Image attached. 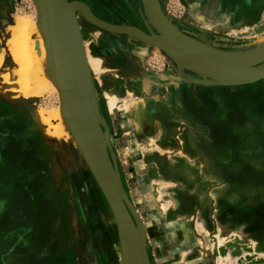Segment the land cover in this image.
<instances>
[{
	"label": "rangeland",
	"instance_id": "374dc122",
	"mask_svg": "<svg viewBox=\"0 0 264 264\" xmlns=\"http://www.w3.org/2000/svg\"><path fill=\"white\" fill-rule=\"evenodd\" d=\"M66 1L86 4L107 23L165 37L148 0ZM157 3L185 40L231 55L264 52V0ZM38 9L36 0H0L5 71L18 70L6 45L9 29L19 19L38 23ZM77 23L110 128L112 165L145 227L147 264H264V232L252 230L264 231V141L220 142L222 111L219 120L209 113L264 78L205 77L175 66L160 48L93 25L80 10ZM40 38L31 33L37 49ZM18 83L3 87L13 99L0 97V264H122L116 219L73 125L69 136L55 134L60 92L28 96ZM256 121L252 127L263 129Z\"/></svg>",
	"mask_w": 264,
	"mask_h": 264
},
{
	"label": "water",
	"instance_id": "95a60500",
	"mask_svg": "<svg viewBox=\"0 0 264 264\" xmlns=\"http://www.w3.org/2000/svg\"><path fill=\"white\" fill-rule=\"evenodd\" d=\"M148 2L153 18L165 33V37L149 35L133 26L107 23L97 18L86 4L79 1L67 3L66 0H61V9L55 25L57 51L62 63L61 72L65 77V89L75 121L72 132L116 219L122 243V264L148 263L146 232L139 213L130 201L112 165L109 146L110 128L99 113L97 95L79 34L77 11H82L90 23L110 33L135 37L166 53L197 57L227 67L236 74L235 76L242 77L246 81L264 78V64L254 66L264 62V52L259 53V57L254 62L245 64L244 57L252 53L231 55L185 40L166 22L157 0H148Z\"/></svg>",
	"mask_w": 264,
	"mask_h": 264
},
{
	"label": "bare ground",
	"instance_id": "6f19581e",
	"mask_svg": "<svg viewBox=\"0 0 264 264\" xmlns=\"http://www.w3.org/2000/svg\"><path fill=\"white\" fill-rule=\"evenodd\" d=\"M36 1L39 6V22L32 23V25L25 19H19L8 31V34L11 36L6 41L8 53L13 58L18 70L15 72L13 70H4L6 50L0 56V95L6 97L9 101L13 99L8 94L9 91H3V87L11 85L16 78H19V88L17 91L23 92L28 96L40 98L47 92L58 89L62 102L54 117L60 121V124L56 126L55 134L57 136H64L65 134L69 136V127L71 124L74 127L75 121L68 100L67 90L65 89V77H63V72H61L62 63L58 55L55 36L56 18L61 9V0ZM33 32H39L41 36L38 49L35 46L38 42L35 41L33 43L31 39V33ZM167 55L175 66L195 70L196 73L205 77H222L227 80L236 75L227 67L204 61L197 57L191 58L183 54L177 55L171 53H167ZM258 57L259 53H252L244 57V62L245 64H250ZM90 63L93 67L101 66V62L98 60H92ZM38 114L43 123H49V118L45 117L44 111H40Z\"/></svg>",
	"mask_w": 264,
	"mask_h": 264
},
{
	"label": "crops",
	"instance_id": "0c3cea01",
	"mask_svg": "<svg viewBox=\"0 0 264 264\" xmlns=\"http://www.w3.org/2000/svg\"><path fill=\"white\" fill-rule=\"evenodd\" d=\"M240 93L239 95L233 98L235 101H233L231 104H223L217 107V110H215L216 106L214 107V105H211L209 113L214 115H211L210 120H219L220 117H218V115H215L218 113L220 114L222 111V117L219 121V129H217V134H219L218 140L221 142L224 139V143L226 144L242 143L247 145L252 144L251 138L254 139V143L263 142L264 128H259V131V129L252 127L253 125L251 124L252 121H254L255 119L257 120L255 123H257L258 121L260 123H264V81L256 84H250L247 86V88H245V90H242ZM241 96L243 97V99H246L245 103L242 102L243 99L241 98ZM223 114L225 116H223ZM234 134L237 136H234ZM262 160H264V158ZM253 166L257 167L256 164H254ZM262 177L264 178V174ZM253 183L258 185V183L255 181ZM237 184L239 186V183ZM231 185L235 186L236 182L232 181ZM262 185L263 183H260V186ZM254 223H257V221ZM252 230L255 233L264 232L262 231V228L258 225H256L255 228H253Z\"/></svg>",
	"mask_w": 264,
	"mask_h": 264
}]
</instances>
